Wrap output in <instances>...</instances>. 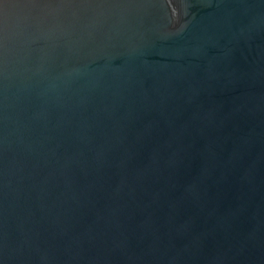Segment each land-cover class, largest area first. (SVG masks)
I'll return each instance as SVG.
<instances>
[{
  "label": "water",
  "instance_id": "obj_1",
  "mask_svg": "<svg viewBox=\"0 0 264 264\" xmlns=\"http://www.w3.org/2000/svg\"><path fill=\"white\" fill-rule=\"evenodd\" d=\"M0 264H264V0H0Z\"/></svg>",
  "mask_w": 264,
  "mask_h": 264
}]
</instances>
